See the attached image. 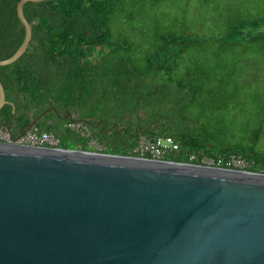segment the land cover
I'll return each instance as SVG.
<instances>
[{
  "label": "trees",
  "instance_id": "trees-1",
  "mask_svg": "<svg viewBox=\"0 0 264 264\" xmlns=\"http://www.w3.org/2000/svg\"><path fill=\"white\" fill-rule=\"evenodd\" d=\"M19 1L0 0V59L14 54L26 34L17 11ZM233 1L239 12L228 19L223 35L217 39L219 57L237 46L239 40L264 47V15L251 13L240 5L241 0ZM160 3L161 0L26 2L24 12L32 25V39L19 59L0 65L6 99L16 107L11 119L14 135L40 112L55 106L59 114L50 110L37 126L56 133L61 148L91 150L90 138L65 125L71 120L57 124L48 121L71 112L76 120L91 122L87 124L91 137L107 153L137 156L133 148L142 135H170L179 142L180 149L166 160L189 162L193 153L199 159L205 155L240 154L254 160L250 171H261L264 153L258 150V144L264 117L259 118L252 133H237L227 127L232 121L227 116L231 108L214 106L230 101L236 92L234 87L226 86L224 60H208L210 40L188 29L170 27L145 41L151 44L147 47L142 46L139 35L113 37V23L123 20L127 6L140 4L146 11L156 9ZM200 51L206 56L203 61ZM11 111L10 103L0 109L4 125ZM97 123L103 131L94 128Z\"/></svg>",
  "mask_w": 264,
  "mask_h": 264
},
{
  "label": "water",
  "instance_id": "water-1",
  "mask_svg": "<svg viewBox=\"0 0 264 264\" xmlns=\"http://www.w3.org/2000/svg\"><path fill=\"white\" fill-rule=\"evenodd\" d=\"M0 264H264V171L0 141Z\"/></svg>",
  "mask_w": 264,
  "mask_h": 264
},
{
  "label": "rangeland",
  "instance_id": "rangeland-1",
  "mask_svg": "<svg viewBox=\"0 0 264 264\" xmlns=\"http://www.w3.org/2000/svg\"><path fill=\"white\" fill-rule=\"evenodd\" d=\"M262 1L241 0L240 5L246 6L251 13L264 15ZM237 8L238 4L233 0H161L156 9L146 11H142L144 8L140 4L129 5L126 15L121 14L123 20L113 23V37L135 38L139 35L144 44L142 46L147 47L151 44L145 41L152 40L158 31L170 27L178 31L188 29L195 36L210 40L212 48L208 50L207 58L213 63L218 59L224 60L223 71L228 72L226 86L234 87L236 92L230 101L224 100L214 107L219 109L221 106L224 110L231 108L227 114L232 119L227 126L229 129L237 133H252L259 118L264 117V47H259L253 41L239 40V44L222 57L216 54L220 48L217 39L223 35L228 19L239 12ZM205 57L204 52L200 51V60L203 61ZM258 150L264 153V129ZM260 167L264 169V165Z\"/></svg>",
  "mask_w": 264,
  "mask_h": 264
},
{
  "label": "built area",
  "instance_id": "built-area-1",
  "mask_svg": "<svg viewBox=\"0 0 264 264\" xmlns=\"http://www.w3.org/2000/svg\"><path fill=\"white\" fill-rule=\"evenodd\" d=\"M66 125L81 132L87 138H90L89 146L94 151L102 152L105 149V147L100 144L96 138L91 137L88 126L83 121H70ZM0 141L23 145H35L55 148L59 147L60 145V138L56 133L48 130H42L37 125L28 130L25 134L21 135L20 137L13 138L1 121ZM179 149V142L170 135H159L155 137H148L142 135L136 143L135 147L133 148V153L137 154V157H146L147 155H150V158L165 160L170 153L177 152L179 151ZM189 162L194 164L228 168L239 171H250V169L254 166L255 163L253 159H248L240 154H217L212 156L205 155L200 157L199 159V157L194 153L189 156Z\"/></svg>",
  "mask_w": 264,
  "mask_h": 264
},
{
  "label": "flooded vegetation",
  "instance_id": "flooded-vegetation-1",
  "mask_svg": "<svg viewBox=\"0 0 264 264\" xmlns=\"http://www.w3.org/2000/svg\"><path fill=\"white\" fill-rule=\"evenodd\" d=\"M67 120L75 121L76 118H75V116L73 114H71V112H68L67 114L59 115V118L58 119H49L48 121L50 123L57 124V123L62 122V121H66L67 122ZM77 121H83V120L77 119ZM86 124H88V123H86ZM65 125H66V123H65ZM94 128L97 129V130H99V131H103V129H104V128H101L98 123L97 124H94ZM102 152H104V151H102Z\"/></svg>",
  "mask_w": 264,
  "mask_h": 264
}]
</instances>
